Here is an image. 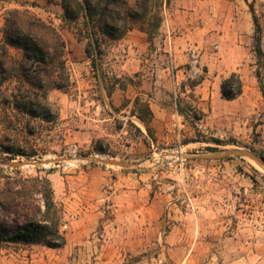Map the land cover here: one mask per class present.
I'll return each instance as SVG.
<instances>
[{"label":"rangeland","instance_id":"obj_1","mask_svg":"<svg viewBox=\"0 0 264 264\" xmlns=\"http://www.w3.org/2000/svg\"><path fill=\"white\" fill-rule=\"evenodd\" d=\"M164 2L151 0V15L161 16L157 31L148 36L135 29L105 43L93 68L58 5L0 0V41L6 13L26 10L58 29L70 76L67 89L48 94L51 122L11 108L0 113V141L7 137L35 154L11 161L0 154V170L49 179L66 244L0 243V264H264V168L247 157L222 156L264 154V98L256 75L264 85V12L255 13L263 55L258 60L254 52L253 26L251 56L236 73L241 95L226 101L212 95L210 85L199 100L194 87L208 71L195 58L202 48L194 40L186 62L175 64L159 31ZM10 53L18 60L22 52ZM14 85L6 82L1 91ZM143 105L152 113L150 134L131 116ZM175 111L179 129L172 125ZM5 116L11 124L3 123ZM32 161L48 164L9 167Z\"/></svg>","mask_w":264,"mask_h":264},{"label":"trees","instance_id":"obj_2","mask_svg":"<svg viewBox=\"0 0 264 264\" xmlns=\"http://www.w3.org/2000/svg\"><path fill=\"white\" fill-rule=\"evenodd\" d=\"M62 10L61 21L76 37L84 41L85 56L96 68L103 55V47L109 41L121 40L132 30L148 36L161 24L159 14L151 15V0H45ZM254 26V52L260 60L261 27L258 17L249 4ZM151 15V16H150ZM21 51L15 59L10 50ZM66 45L57 28L42 21L26 10L12 9L6 13L0 41V113L11 108L33 119L51 122L54 112L48 100L51 90H65L70 76L66 66ZM264 98V85L260 72L256 73ZM13 81L10 92H2L6 82ZM222 99L235 100L242 93V82L236 73L224 79L220 85ZM8 93V94H7ZM180 109V101H176ZM187 111L188 108H186ZM180 111V110H179ZM149 130L152 113L147 105L140 112H132ZM8 121V122H7ZM3 123L11 124L5 116ZM215 144L221 142L213 140ZM101 153V148H94ZM212 151L215 148H208ZM0 154L4 160L15 157L32 158L28 152L7 137L0 141ZM264 160V154L259 155ZM0 243L43 246L60 249L66 244L62 231V210L57 204L51 182L43 176H24L19 170L13 174L0 170Z\"/></svg>","mask_w":264,"mask_h":264},{"label":"crops","instance_id":"obj_3","mask_svg":"<svg viewBox=\"0 0 264 264\" xmlns=\"http://www.w3.org/2000/svg\"><path fill=\"white\" fill-rule=\"evenodd\" d=\"M249 4L257 9L255 13L264 12V0H165L159 31L175 64L186 62V50H192L194 40L197 48H202L200 52L195 50V58L208 71L194 87L199 100L205 98L210 85L214 88L211 94L221 96V82L237 73L251 56L253 21Z\"/></svg>","mask_w":264,"mask_h":264},{"label":"water","instance_id":"obj_4","mask_svg":"<svg viewBox=\"0 0 264 264\" xmlns=\"http://www.w3.org/2000/svg\"><path fill=\"white\" fill-rule=\"evenodd\" d=\"M231 155H237L241 157H247L250 158L251 160L255 161L260 167L264 168V160L260 156H257L249 151L245 150H231V151H226L224 152V155L222 156H231ZM104 164H110L114 166H129L127 164L121 163V162H116V161H111V160H106L103 161ZM48 164L47 161H32L28 163H12L9 164V167H14V168H19V167H28V166H33V165H46Z\"/></svg>","mask_w":264,"mask_h":264},{"label":"built area","instance_id":"obj_5","mask_svg":"<svg viewBox=\"0 0 264 264\" xmlns=\"http://www.w3.org/2000/svg\"><path fill=\"white\" fill-rule=\"evenodd\" d=\"M192 58H194V52H192ZM171 119H172L173 127H177L179 129L181 126V123L179 122V115L176 111L175 113L172 114Z\"/></svg>","mask_w":264,"mask_h":264}]
</instances>
